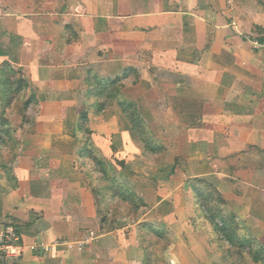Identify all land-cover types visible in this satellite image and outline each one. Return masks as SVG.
<instances>
[{"label": "crops", "instance_id": "obj_1", "mask_svg": "<svg viewBox=\"0 0 264 264\" xmlns=\"http://www.w3.org/2000/svg\"><path fill=\"white\" fill-rule=\"evenodd\" d=\"M243 1L0 0V233L16 222L25 252L15 264H139L134 228L110 226L115 201L82 155L83 116L98 157L126 165L116 171L131 181L154 176L134 181L145 203L157 209L202 179L264 244V42L237 16ZM175 213L165 225L182 224ZM91 230L84 248L55 244Z\"/></svg>", "mask_w": 264, "mask_h": 264}, {"label": "rangeland", "instance_id": "obj_2", "mask_svg": "<svg viewBox=\"0 0 264 264\" xmlns=\"http://www.w3.org/2000/svg\"><path fill=\"white\" fill-rule=\"evenodd\" d=\"M237 7L239 8L237 9V16L240 17L245 31L256 37H264V28L256 23L258 15L264 17V0H246L241 4L238 3ZM87 131L85 140L88 139L87 142L90 143L92 132ZM136 133L140 140H143L147 130L144 127L138 128ZM145 158V160L150 159ZM158 158L160 159V156L156 159ZM111 164L113 165L111 166ZM111 164L106 163V161L104 164L99 163L98 165L96 163L99 170L103 169L102 174L104 169H106L105 173H109L107 175L108 181L105 184L107 187H112L109 193L115 201L107 206L106 213L109 214L107 220L113 228H134L142 248V256L138 260L139 264H256L248 250H242L239 244L232 246L223 238V234L217 229V226L209 222L204 211L207 207L212 210L209 212L212 215L215 214L213 210L217 209L218 206L221 207L220 202L217 201V194L209 198H202L200 202L195 195L194 186L191 185L189 189L182 188L179 195L174 193L173 196H170V200L156 209L155 206L145 203L146 197L143 191L138 189L134 182L142 181L145 177L149 181L155 182L154 176L142 173L137 175L136 180L133 178L134 181H131L127 172L116 171L117 166H123L127 170L126 165H120V161ZM181 165L183 166V163ZM206 186L203 183L200 187L204 189L205 195L208 196L209 193H213V190ZM128 188L132 190L136 188L137 192L134 191L137 198L126 194ZM117 189L124 194L118 196ZM173 192L170 191V194ZM222 208L225 214L224 221L220 218V215L216 216V221L220 225L225 223L230 233L237 232L243 237L248 236L245 226L238 220L239 217L226 212L225 204ZM171 211L177 212L175 215L179 219H183L182 224L180 222L177 224L174 221L167 225L164 224L161 215ZM146 223H150L157 230H148L144 226ZM178 225L180 227L177 229Z\"/></svg>", "mask_w": 264, "mask_h": 264}, {"label": "trees", "instance_id": "obj_3", "mask_svg": "<svg viewBox=\"0 0 264 264\" xmlns=\"http://www.w3.org/2000/svg\"><path fill=\"white\" fill-rule=\"evenodd\" d=\"M260 40L262 42H264V37L260 38ZM119 80H115V81H112L110 82V86L113 85V83L117 82ZM99 90L97 91V94L100 95V96H106L108 98H111L112 97V91L109 90V87L108 86H103V85H99ZM121 107H122V113L125 115V117L127 118L128 122H129V125H130V131L132 133L133 136H137V129L138 128H143V122H142V119L140 117V114H139V111L138 109L135 107V105L127 100H123L121 101L120 103ZM99 109H104L105 108V103H101L99 106ZM84 121H86V116H83L82 117V122L80 123V130L82 132H85V134H87V127L84 126ZM86 128V129H85ZM139 138V137H138ZM146 147L152 151H157L156 148H153L154 145L152 146L151 143L149 142H146L145 143ZM82 155L84 157H88V158H91V159H94V161L96 163H99L100 164H104V161L98 157V151L96 148H94L90 143L86 142L85 143V146L83 148V151H82ZM99 168V167H98ZM100 172L103 171V169L99 170ZM106 172V169H104V173L102 174V177L104 179V181H108V178H107V175L109 173H105ZM102 173V172H101ZM203 183H205L209 189H212L213 190V193H209L208 196L205 195V191L202 187H200L201 185H203ZM194 186V191H195V195L198 197V199L202 200V198H209V197H212V195L214 194H217L218 197H217V201L220 202V205L221 207L219 208V206L217 207V209L213 210L215 212V214L213 213L212 215H210V211H212L211 209H208L206 206V212L205 214L207 215V218L209 220L210 223H213L217 226V229L219 231H221V233L223 234V238L229 242L232 246L233 245H236V244H239V247L242 249V250H248L249 254H252V258H253V261L254 263L256 264H264V244H262L258 239L252 237V236H246V237H243L242 235L238 234L236 231V233H230V231L226 228V224L225 223H221V225L216 221V216H221L220 218L224 221V217H225V214L223 213V208L222 206L225 204V200L224 198L222 197V194L220 193L219 190L213 188L211 186V184H209L208 182L202 180V179H198L197 180V183L193 185ZM206 186V187H207ZM108 189L111 190L112 187L111 186H108ZM117 194L118 196H122L124 193L117 189ZM128 196H132L134 198H137V194L135 193L134 190L128 188L126 189ZM133 198V199H134ZM234 216V215H233ZM235 217V216H234ZM144 226L147 227L148 230H153V231H156L157 229L155 227H153L152 225H150L149 223H146ZM146 229V230H147Z\"/></svg>", "mask_w": 264, "mask_h": 264}, {"label": "built area", "instance_id": "obj_4", "mask_svg": "<svg viewBox=\"0 0 264 264\" xmlns=\"http://www.w3.org/2000/svg\"><path fill=\"white\" fill-rule=\"evenodd\" d=\"M98 235L91 230L80 239H63L55 242L56 245L63 246L69 250L80 249L91 245ZM41 247L49 250L50 246L43 243ZM36 248V246H33ZM25 247L22 242V236L16 222L8 219L4 230L0 233V264H15L20 261L24 255Z\"/></svg>", "mask_w": 264, "mask_h": 264}]
</instances>
